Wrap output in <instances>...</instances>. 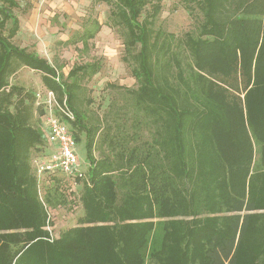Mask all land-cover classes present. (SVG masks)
<instances>
[{
	"label": "trees",
	"instance_id": "trees-1",
	"mask_svg": "<svg viewBox=\"0 0 264 264\" xmlns=\"http://www.w3.org/2000/svg\"><path fill=\"white\" fill-rule=\"evenodd\" d=\"M96 1L125 29L139 85L130 91L158 126L154 144L116 148L106 133L110 153L97 159L100 128L85 123L78 102L100 65L65 78L13 42L19 3L0 0V264H264V0H201L200 32L180 39L155 26L163 0ZM101 27L83 33L85 48ZM22 67L66 100L76 142L87 134L84 217L59 238L45 229L55 204L50 189L42 198L35 167L49 148L44 105L9 85Z\"/></svg>",
	"mask_w": 264,
	"mask_h": 264
},
{
	"label": "rangeland",
	"instance_id": "rangeland-1",
	"mask_svg": "<svg viewBox=\"0 0 264 264\" xmlns=\"http://www.w3.org/2000/svg\"><path fill=\"white\" fill-rule=\"evenodd\" d=\"M16 1L19 7L14 13L19 19L20 28L13 42L17 46L37 52L56 66L65 78L77 65H100V71L96 75L87 77L82 82L78 102L81 112L86 116L85 123L98 126L101 130L96 136L94 156L102 159L110 153L108 142L101 148L106 133L116 137V142H119L116 143V148L127 147L130 150L139 146L144 153L152 149L158 126L140 107L131 92L137 90L139 85L132 75V62L127 61L129 56L124 45L125 29L112 26L111 7L96 0ZM199 1L201 0H163L156 28L163 30L165 34L175 35L177 39L183 38L187 33L198 35L203 22L197 3ZM94 21H98L102 27L85 48L80 37L86 30L93 28ZM181 59L187 74L191 59L185 52ZM9 85L32 93L35 96L34 108L46 100L48 89L43 83L42 74L32 69L20 68L10 76ZM32 121L37 125L40 123L39 117ZM80 139L76 142L78 164L86 172L84 182L89 183L85 131L80 134ZM258 158L257 155L256 161ZM84 182L73 185L64 175L43 177L42 198L50 189L55 204V207L49 209L50 221L45 228L53 238H59L67 230L81 225L85 213L81 200ZM147 264L157 263L148 259Z\"/></svg>",
	"mask_w": 264,
	"mask_h": 264
},
{
	"label": "built area",
	"instance_id": "built-area-1",
	"mask_svg": "<svg viewBox=\"0 0 264 264\" xmlns=\"http://www.w3.org/2000/svg\"><path fill=\"white\" fill-rule=\"evenodd\" d=\"M45 96L42 122L49 148L48 153L35 163L37 175L39 178L64 175L76 185L78 180L85 179L86 174L78 164L76 139L68 123L75 116L66 100L63 103L58 101L53 91L48 90Z\"/></svg>",
	"mask_w": 264,
	"mask_h": 264
}]
</instances>
